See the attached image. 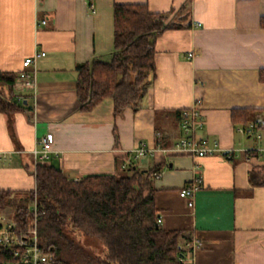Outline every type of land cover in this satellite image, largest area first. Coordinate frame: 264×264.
Returning <instances> with one entry per match:
<instances>
[{
    "label": "crops",
    "instance_id": "crops-1",
    "mask_svg": "<svg viewBox=\"0 0 264 264\" xmlns=\"http://www.w3.org/2000/svg\"><path fill=\"white\" fill-rule=\"evenodd\" d=\"M116 3H146L182 26L157 37L155 74L138 110L114 115L107 98L83 112L76 67L110 59ZM262 19L264 0H0V71L18 74L26 58L45 53L36 61L31 111L0 113V189L13 190L14 197L35 187L33 150L52 133L43 163L68 180L135 168L159 172L153 184L160 224L200 243L191 264H264V185L249 179L253 171L264 181ZM195 106L203 120L195 137L233 150L231 159L174 150L182 136L180 114ZM236 108L255 110L247 127L232 123ZM141 143L148 151L136 158ZM195 184L190 207L180 191ZM0 219L13 217L2 211Z\"/></svg>",
    "mask_w": 264,
    "mask_h": 264
},
{
    "label": "trees",
    "instance_id": "trees-1",
    "mask_svg": "<svg viewBox=\"0 0 264 264\" xmlns=\"http://www.w3.org/2000/svg\"><path fill=\"white\" fill-rule=\"evenodd\" d=\"M166 17V13L152 12L146 3L114 5V48L110 59H93L76 67L80 111H91L107 98L113 100L114 115L127 108L139 109L155 74L157 37L182 26ZM261 24L264 26L263 19ZM17 75L0 71V113L13 115L32 109V96L20 95L14 89ZM259 80L264 83V68L259 71ZM254 111L233 109L231 121L247 127ZM258 128L264 129V123ZM153 172L135 168L132 174L94 175L73 181L55 165L36 164L35 188L27 198L32 204L36 201L39 245L54 255L52 264H76L83 258L89 264L94 260L83 253L67 227L103 247L104 257L96 258L95 264H183L181 259L192 250L194 237L184 230L164 229L158 222ZM255 175L250 172V183L264 185ZM13 193L0 189V212ZM14 207V223L28 229L35 217L32 208ZM9 260L7 252H0V264Z\"/></svg>",
    "mask_w": 264,
    "mask_h": 264
},
{
    "label": "built area",
    "instance_id": "built-area-1",
    "mask_svg": "<svg viewBox=\"0 0 264 264\" xmlns=\"http://www.w3.org/2000/svg\"><path fill=\"white\" fill-rule=\"evenodd\" d=\"M93 12L95 9L91 6ZM47 20H41L40 23L45 25ZM39 25V23H38ZM200 26V24H198ZM44 52H35L33 56L28 57L23 62V69L18 73L15 81V90L20 95L29 93L34 97L37 87V67L36 61L38 57L44 56ZM200 102L197 103V105ZM196 105V106H197ZM189 108L181 113L180 129L182 136L175 145L177 152L191 156H207L216 153H222L227 159L232 158V151H223L215 144L211 145L205 139L196 138L195 135L203 126L202 116L197 107ZM250 130H254V126H249ZM243 131V129H242ZM250 131V132H251ZM54 134L49 133L41 137L38 145L41 148L33 150L36 163H43L51 153V147L54 142ZM148 148L144 143H141L135 149V157L142 158L146 155ZM153 178L160 177L159 172L151 174ZM35 188V187H34ZM199 188L198 184L189 185L180 191V196L188 201L190 207L194 206V196ZM32 210L35 214L32 225L24 230L16 226L13 220L2 221L0 219V252H7L11 256V260L5 264H52L54 255L41 248L39 245L37 219H36V201L32 204ZM160 223V218L158 219ZM192 250L188 251L181 261L183 264H191L194 258L196 249L200 248V243L193 239L191 242Z\"/></svg>",
    "mask_w": 264,
    "mask_h": 264
},
{
    "label": "rangeland",
    "instance_id": "rangeland-1",
    "mask_svg": "<svg viewBox=\"0 0 264 264\" xmlns=\"http://www.w3.org/2000/svg\"><path fill=\"white\" fill-rule=\"evenodd\" d=\"M261 131L262 133H260L259 131L258 134L260 133V135L263 136L264 130ZM254 138L256 140V137ZM262 143L264 144V142ZM28 192L29 191L24 192L25 193L24 196L23 195H15L14 197L12 196L8 201L9 204L6 206L5 209H3V211L6 212L9 216L14 217L15 207L12 204L15 203L16 200L19 201V204H16L17 206L24 205V206H28L29 208H32V203H30L27 198L29 196ZM67 231L71 236L75 237L76 241H78V243L82 246L84 254L90 255L92 258H94V260H96V258L104 257V249L95 239L87 237L78 231H74L70 229L69 227H67ZM94 260L90 261L89 264H95ZM75 263L87 264L85 258H83L82 262L78 263L77 261H75Z\"/></svg>",
    "mask_w": 264,
    "mask_h": 264
}]
</instances>
